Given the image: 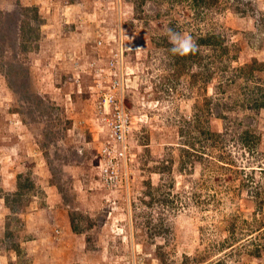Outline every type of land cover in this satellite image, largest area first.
<instances>
[{
	"label": "rangeland",
	"instance_id": "obj_1",
	"mask_svg": "<svg viewBox=\"0 0 264 264\" xmlns=\"http://www.w3.org/2000/svg\"><path fill=\"white\" fill-rule=\"evenodd\" d=\"M48 1L40 31L29 13L19 15L22 31L8 16L1 30L5 264H264V108L240 106L242 81L219 95L213 82L207 94L235 108H225L227 120L204 122L218 132L228 126V139L235 127L249 129L258 145L230 140L228 160L211 152L209 164L204 157L180 170V120L201 94L188 71L176 77L166 35L220 32L234 44L233 65L264 63V0H217L201 15L191 0ZM10 63L29 73L14 90ZM258 75L264 83V70ZM108 92L131 116L128 151L114 167L105 151ZM166 158L170 176L160 172ZM166 192L167 204L152 203Z\"/></svg>",
	"mask_w": 264,
	"mask_h": 264
},
{
	"label": "trees",
	"instance_id": "obj_2",
	"mask_svg": "<svg viewBox=\"0 0 264 264\" xmlns=\"http://www.w3.org/2000/svg\"><path fill=\"white\" fill-rule=\"evenodd\" d=\"M191 1L193 10L197 12V15H201L207 13L209 9L213 8V6L216 5L217 0ZM17 2L16 9L11 12H6V10L0 9L1 40V30L4 23V16L10 17L8 22L10 26L17 24L18 22L16 29L19 32L23 30V20L19 19V15L23 13L31 14L32 19L37 23L36 27L38 31H40V26L44 24V20L38 6L23 5L20 0ZM191 36L199 45V50L195 54L181 57L178 55L173 56L168 51L169 64L178 68L176 77L179 76L181 72L188 71L193 81L191 86L196 87L201 94L193 105L190 117H181L180 120L181 123L178 129V133L181 138V142L179 144L180 170H186L189 167H192L196 162L204 163V160L206 159L209 164L210 157L208 153L211 152H219L215 157L216 161L224 162L223 160H228L226 155H224L223 149H225L227 141L229 142L230 140H233L235 143L241 144L250 150H253V147L258 145L259 139L249 129H245L240 132L235 127V130L233 131L236 135H232V139H228V134L225 132L228 131V126L225 127L224 132L209 129V126L206 122H204V117L206 115L227 120L228 115L225 108H229L230 110L235 108L232 105H229V103L224 101L222 98L216 99L215 95L225 94L228 88H232L238 81H242L239 85V89L243 91L242 100H238V102H241L240 106L243 108L249 106L253 109L264 108V83L258 75V72L264 70L263 62L253 59L251 62L244 63L242 65H233V60L238 59L237 53H231V49L234 44H229L225 40L226 37L220 32H208L205 35L192 34ZM14 57L17 59V55ZM9 66L10 69L5 72V75L8 80V85L14 90L15 85H17L19 80L23 83L22 77H25L26 79L29 78V73L27 68H24L22 73H20V71H16L15 68H13L16 66L14 63H10ZM213 82H216L213 86L216 92L214 96L207 94L208 88ZM170 87L172 86L170 85ZM204 157L206 159H204ZM171 162H173V160L168 158H166V160H162L160 171L162 174L170 176L172 169ZM223 166L224 165H222V168ZM225 170L229 171L228 168ZM163 187H166V185L159 186L157 190L163 189ZM19 189H21V184H19ZM168 194V192L159 193L158 196L161 195V198L150 195L153 200L152 203L156 202L161 206L167 204ZM157 198L158 200H156ZM223 245H229V242H223Z\"/></svg>",
	"mask_w": 264,
	"mask_h": 264
},
{
	"label": "built area",
	"instance_id": "obj_3",
	"mask_svg": "<svg viewBox=\"0 0 264 264\" xmlns=\"http://www.w3.org/2000/svg\"><path fill=\"white\" fill-rule=\"evenodd\" d=\"M105 101L111 107V118L108 122L110 125V140L105 143V151L113 153L109 163L114 167L116 158L119 159L127 154V133L130 128L131 116L124 101L115 96L113 92H108L105 95ZM115 146H117L116 149ZM109 168H106L107 175L109 174ZM111 171L113 172V169Z\"/></svg>",
	"mask_w": 264,
	"mask_h": 264
},
{
	"label": "clouds",
	"instance_id": "obj_4",
	"mask_svg": "<svg viewBox=\"0 0 264 264\" xmlns=\"http://www.w3.org/2000/svg\"><path fill=\"white\" fill-rule=\"evenodd\" d=\"M171 48L168 50L173 56L185 57L195 54L199 50V45L194 41L192 36L175 31L171 28L166 32Z\"/></svg>",
	"mask_w": 264,
	"mask_h": 264
},
{
	"label": "crops",
	"instance_id": "obj_5",
	"mask_svg": "<svg viewBox=\"0 0 264 264\" xmlns=\"http://www.w3.org/2000/svg\"><path fill=\"white\" fill-rule=\"evenodd\" d=\"M21 1L23 3H25V4H36V5H38L39 6V11L41 13H43L44 11L48 12V8H47V5H46L49 2L48 0H32L31 2H30V0H27L29 2H24L23 0H21ZM14 2H15V0H5L4 3L0 2V9L1 10H10V9H12L14 7ZM2 228L4 230V226ZM0 250L3 251L2 246H0ZM1 253L2 252H0V264H5L4 257L2 256Z\"/></svg>",
	"mask_w": 264,
	"mask_h": 264
}]
</instances>
